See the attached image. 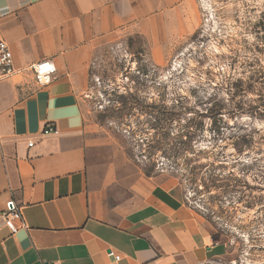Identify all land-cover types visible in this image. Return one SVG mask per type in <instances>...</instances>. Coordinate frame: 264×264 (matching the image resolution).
Returning <instances> with one entry per match:
<instances>
[{
	"label": "crops",
	"instance_id": "obj_1",
	"mask_svg": "<svg viewBox=\"0 0 264 264\" xmlns=\"http://www.w3.org/2000/svg\"><path fill=\"white\" fill-rule=\"evenodd\" d=\"M195 27L189 0H0V36L16 71L0 83V264L230 258L226 237L200 218L182 189L97 141L84 112L95 43L138 35L160 62ZM42 61L55 67L46 86L32 72ZM16 86L30 93L7 103L4 93ZM46 126L54 132L44 134ZM10 199L26 225L14 234L2 219Z\"/></svg>",
	"mask_w": 264,
	"mask_h": 264
},
{
	"label": "rangeland",
	"instance_id": "obj_2",
	"mask_svg": "<svg viewBox=\"0 0 264 264\" xmlns=\"http://www.w3.org/2000/svg\"><path fill=\"white\" fill-rule=\"evenodd\" d=\"M189 2L195 30L160 62L138 35L93 45L88 130L171 178L231 259L264 264V0ZM29 93L16 86L4 101Z\"/></svg>",
	"mask_w": 264,
	"mask_h": 264
},
{
	"label": "built area",
	"instance_id": "obj_3",
	"mask_svg": "<svg viewBox=\"0 0 264 264\" xmlns=\"http://www.w3.org/2000/svg\"><path fill=\"white\" fill-rule=\"evenodd\" d=\"M32 72L35 77V82L40 86H46L51 83L52 77L55 73L54 64L51 61H42L32 67ZM16 75L13 65L12 53L7 43L0 36V83L7 81ZM54 132L52 126H46L43 133L48 134ZM28 146H31L29 144ZM2 219L5 227L14 234L19 229L25 228L20 209L13 199L6 203V209L2 214ZM108 256H114L110 251ZM207 264H252L250 261L243 257L229 258L227 260L210 261Z\"/></svg>",
	"mask_w": 264,
	"mask_h": 264
}]
</instances>
